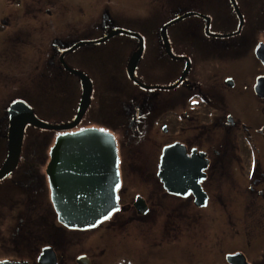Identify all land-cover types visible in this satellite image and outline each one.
<instances>
[{
  "label": "flooded vegetation",
  "instance_id": "obj_1",
  "mask_svg": "<svg viewBox=\"0 0 264 264\" xmlns=\"http://www.w3.org/2000/svg\"><path fill=\"white\" fill-rule=\"evenodd\" d=\"M177 1L180 0H173ZM39 2L37 6L18 7L19 13L31 20H0V40H11L7 47L15 42L26 45L29 54L38 52L46 61V73L63 71L80 83L70 70L83 72L85 60L90 59L77 50L83 45L102 44L97 42L101 38L93 39L96 36L89 29L94 26H83L81 21L57 13L58 6L51 4L53 1H43L41 6ZM138 11H143L139 5L134 12ZM39 14L49 19L35 20ZM142 17L143 14L136 15L117 27L124 31L117 35L131 38L137 47L128 55L113 49V87H125L129 93L123 99L115 94L116 101L103 100L111 115L110 126L82 127H95L114 138L120 178L119 209L89 230L64 226L50 198L48 151L46 158L43 156L47 159L44 177L39 176L30 168L33 165L19 166L22 141L16 166L0 178V264H42L38 258L43 248L47 249L45 264H191L196 254L180 250L175 240L182 225L187 227L188 236L197 238L192 229L196 218L203 220L204 229L212 228L219 237L213 244L215 253L209 250L204 255L206 259L217 257L219 264H229L226 256L240 253L247 264H264V121L254 129L258 135L254 140L249 134L252 128L230 112L236 103L250 107L258 121L260 113L264 115V0H191L184 14L156 25ZM155 33L162 40L159 51ZM121 40L117 44L120 49L125 42H132ZM80 43L83 44L69 50ZM60 46L57 54L51 53ZM164 61L171 62L166 63L171 76L167 82L173 81V74L176 79L164 85L144 83L142 77L153 76L151 64L161 62L162 66ZM83 74L88 77L86 72ZM136 88L148 92H138ZM12 96L10 93L8 100L0 97V168L8 154L9 107L19 99ZM100 107L96 108L97 119L103 117ZM111 109L117 112L113 114ZM28 127L32 126L26 125L25 129ZM242 133L248 137V150L254 154L247 176L242 172ZM118 135H123V143ZM125 142L134 145L126 146ZM173 144L180 147L177 153L184 157L175 160L177 165L171 172L178 180L179 173L188 176L187 167L198 170L194 178L203 175L198 181L202 191L198 196L188 190L189 185H181L184 195L164 187L159 174L169 172V168L165 171L161 167V156L164 148ZM44 186L46 197L41 193ZM226 231L231 232L229 237ZM227 248L229 251H223ZM182 254L188 255V261Z\"/></svg>",
  "mask_w": 264,
  "mask_h": 264
},
{
  "label": "rangeland",
  "instance_id": "obj_2",
  "mask_svg": "<svg viewBox=\"0 0 264 264\" xmlns=\"http://www.w3.org/2000/svg\"><path fill=\"white\" fill-rule=\"evenodd\" d=\"M36 1L38 0H33V2L32 0H0V20H31L23 12L19 13L18 7L20 4H33L37 6ZM43 1H53L51 4H56V6H58L55 7V11H57V13H60L65 17H72V20L74 21H81L83 26H94L93 29H89V31L92 30L94 32L93 36H96L93 39L106 36L107 33L114 29H118L117 27H120L125 21L133 19L139 14H143L142 19L147 18L146 20H153L155 25L162 20L167 21L171 16L184 14V12L188 10V4L191 3V0H180L177 2H173V0H163L161 3L158 0L154 2L153 0H40V6L44 3ZM138 5L143 11H138V14H136L134 10ZM46 6L49 5L46 4ZM157 10H159V12ZM177 10L178 12H175ZM151 11H153V13H150ZM18 13L19 17H17ZM47 19L49 18H47L46 15L39 14L35 20L46 21ZM8 30L10 35L11 30L9 28ZM154 35L157 38L155 42L158 43L156 47L157 51H159L162 46V40L160 41V37L159 35H156V33ZM4 36L5 34L3 37ZM121 38L132 42L129 45H127V42H125L124 48L120 49L121 47H118L117 44L123 41ZM89 39L92 40V38ZM133 41L134 40L131 38L127 39L125 35L115 34L111 36L110 39L97 46L83 45L82 47L78 48L77 53H80L81 55L86 56L87 59H90L89 61L85 60V64L82 67H84L83 72L88 74V77L92 83V93L90 95V106L87 108L84 116L75 128L79 129L85 125L93 124H102V126L111 125L110 121L108 120L109 116L111 115L108 113L109 110L105 108V101L103 100H115L116 95L121 96L120 99H123V96L129 93L125 87L120 90H115L113 87L114 80L111 78V72L113 70L112 58L113 54L115 53L113 49H115L117 52L124 51V54L128 55V52L131 49L134 50L137 47L136 42ZM2 43L3 46H1ZM8 43H12V41L7 40L6 37L3 40H0V53L2 54V56H0V70L2 71V74L0 73V97L3 96L4 100H8L9 94L12 93L14 94V96H12L14 99L21 98L25 100L30 105L38 119L47 124H64L65 122L71 121L77 111L81 96V88L78 80L63 71H58V73H46L45 71L49 67L47 66L46 61L40 59V53L37 52L33 56L32 53L29 54V52L26 50V45H18V43L15 42L14 46L7 47ZM67 43L69 44V42ZM146 43L147 42L144 44ZM61 48L62 47L60 46L58 48L59 50H53L51 53L57 54ZM4 52L7 54V56ZM166 63L171 64V62L164 61L162 62L161 66V62H154L153 66L150 63L151 67H153L152 69H154L153 73L151 74L153 76L146 79L142 77L144 83L157 85L172 83L176 79V76L173 74V81L167 82L171 76L168 73V67ZM53 67L55 68L56 66ZM182 69L183 67L180 66V72H182ZM149 72L150 71L147 73ZM97 88L100 89L97 90ZM136 89L138 92H148L139 88ZM114 104L115 103L112 105ZM98 106H101L99 111L103 116L101 119H97L96 108ZM116 112L117 110H113V114ZM230 112L244 121L247 125H249L250 128H252L249 134L252 139L256 140L258 135L254 129L258 127L259 124L263 123L264 120L262 116L264 115L260 113L261 119L258 121L257 114L253 112L250 107L246 105H237L236 103L232 104ZM57 132L58 131L34 127H28L25 129L23 139L24 150L19 166L23 167L29 164L33 165L34 168H30L33 169L34 172H38L39 176L44 177V167L47 162V159L44 160V158H46L48 148L52 144L54 136ZM116 133H118V131H116ZM117 138L120 143L124 142L123 135L121 137L118 135ZM248 143L249 139L246 134H240L239 144L241 148V155L245 158V168L242 172L246 176L248 175V164L252 160L251 156L254 155L248 150ZM125 144L126 146L134 145L133 142H125ZM151 149L155 150L154 148ZM240 174L241 173H239V175ZM130 179L131 176H129V182L127 180V183L129 184L132 181ZM30 181H33V178H31ZM35 187L40 189L38 184H36ZM41 193L44 197H46V186H44L43 190L41 189ZM22 210L23 208L21 207L20 211ZM208 219H211V217ZM201 222L203 223V220ZM201 222L198 218H196V220L193 222L192 229L197 236L196 239L194 237H190V235H187L188 232L186 231V226L182 225L180 228H178L177 231L179 233V238L178 240H175V245L179 246V249L185 251L186 253L190 254L191 252V254H196L195 258L191 259V264H219V259L217 257L213 259L209 257L206 259L204 257V255L207 254L209 250L212 253H215L213 244L216 241L215 239H219V237L215 236L212 228H209L208 231L204 229ZM175 235L177 236L176 233ZM230 235L231 232H225L226 237H229ZM88 238L90 237L85 236V239ZM218 243L219 242L217 241V244ZM231 249L233 250V247H231ZM255 250L256 248H252V251ZM223 251H229V248ZM182 255L188 261V255ZM252 260L256 261V258L253 256Z\"/></svg>",
  "mask_w": 264,
  "mask_h": 264
},
{
  "label": "water",
  "instance_id": "obj_3",
  "mask_svg": "<svg viewBox=\"0 0 264 264\" xmlns=\"http://www.w3.org/2000/svg\"><path fill=\"white\" fill-rule=\"evenodd\" d=\"M122 32L124 31L119 29L110 31L97 42L105 41ZM162 35L164 37V28ZM77 46L79 44L71 49ZM165 46L170 52L166 39ZM134 62L132 61L131 65ZM70 71L80 78L82 89L73 121L50 125L36 118L32 109L22 100H16L10 105L8 155L0 168V178L9 174L17 164L26 125L41 129L63 130L64 133L58 134L55 138L54 145L50 150V161L46 168L50 198L60 223L69 229L87 230L109 219L119 209L116 194L120 186L118 158L115 141L110 133L94 127L68 131L80 121L89 106L91 93L89 79L80 71ZM186 71L187 66L183 75ZM179 148L177 144L164 148L161 167L165 171H167L166 168H169V172L159 175L164 182L165 189L169 192L184 195L185 192H182L180 188L184 184L189 185L190 189L188 190L194 191L198 196L202 192L198 181L203 176L200 175L198 179L194 178V175L199 174L198 170L191 171V166L187 167L190 172L188 176L185 177L179 173L178 180L171 172L172 166L177 165L175 160L184 157L182 153H177ZM46 251L47 249L43 248L38 258L42 264H45ZM226 259L229 264H247L244 256L240 253L228 254Z\"/></svg>",
  "mask_w": 264,
  "mask_h": 264
},
{
  "label": "snow or ice",
  "instance_id": "obj_4",
  "mask_svg": "<svg viewBox=\"0 0 264 264\" xmlns=\"http://www.w3.org/2000/svg\"><path fill=\"white\" fill-rule=\"evenodd\" d=\"M193 103H195V101Z\"/></svg>",
  "mask_w": 264,
  "mask_h": 264
}]
</instances>
